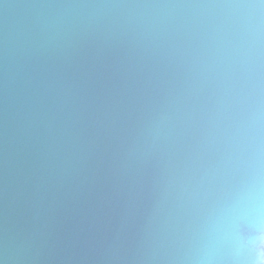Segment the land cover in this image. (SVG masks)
<instances>
[{
  "label": "water",
  "instance_id": "95a60500",
  "mask_svg": "<svg viewBox=\"0 0 264 264\" xmlns=\"http://www.w3.org/2000/svg\"><path fill=\"white\" fill-rule=\"evenodd\" d=\"M99 0H0V264H131L154 212L145 62L76 15ZM253 231L217 235L220 255Z\"/></svg>",
  "mask_w": 264,
  "mask_h": 264
},
{
  "label": "clouds",
  "instance_id": "9594fccd",
  "mask_svg": "<svg viewBox=\"0 0 264 264\" xmlns=\"http://www.w3.org/2000/svg\"><path fill=\"white\" fill-rule=\"evenodd\" d=\"M77 16L145 62L154 212L131 264H264V0H99ZM253 231L246 252L213 239Z\"/></svg>",
  "mask_w": 264,
  "mask_h": 264
}]
</instances>
